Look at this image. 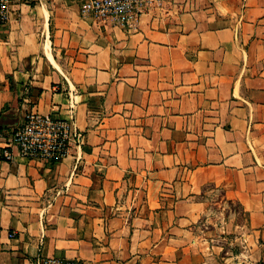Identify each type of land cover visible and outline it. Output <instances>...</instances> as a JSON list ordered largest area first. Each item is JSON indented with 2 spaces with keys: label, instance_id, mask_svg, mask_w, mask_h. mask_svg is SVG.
Segmentation results:
<instances>
[{
  "label": "crops",
  "instance_id": "crops-1",
  "mask_svg": "<svg viewBox=\"0 0 264 264\" xmlns=\"http://www.w3.org/2000/svg\"><path fill=\"white\" fill-rule=\"evenodd\" d=\"M84 1L0 25V264H260L264 0H151L134 27ZM32 109L81 146L6 160Z\"/></svg>",
  "mask_w": 264,
  "mask_h": 264
},
{
  "label": "built area",
  "instance_id": "built-area-1",
  "mask_svg": "<svg viewBox=\"0 0 264 264\" xmlns=\"http://www.w3.org/2000/svg\"><path fill=\"white\" fill-rule=\"evenodd\" d=\"M23 0H0V25L7 22L10 9ZM151 0H85L81 11L105 18L124 19L134 27L146 11ZM83 136L69 120L42 114L34 109L28 111L24 122L9 131L2 155L12 161L14 151L26 158L57 162L70 155L73 147L82 144ZM11 236H14L11 235ZM35 264H78L54 257H38ZM264 264V260L260 262Z\"/></svg>",
  "mask_w": 264,
  "mask_h": 264
}]
</instances>
